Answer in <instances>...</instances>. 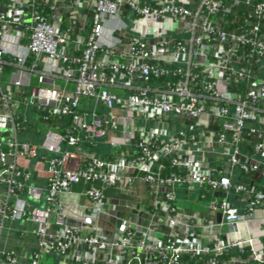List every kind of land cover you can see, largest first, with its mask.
I'll return each instance as SVG.
<instances>
[{
	"label": "built area",
	"instance_id": "built-area-1",
	"mask_svg": "<svg viewBox=\"0 0 264 264\" xmlns=\"http://www.w3.org/2000/svg\"><path fill=\"white\" fill-rule=\"evenodd\" d=\"M59 2H0V130L13 133L9 152L0 149V182L9 193L22 187L14 179L17 164L6 165L8 155L33 159L39 147L62 154L39 170L48 180V207L30 213L37 248L29 264H237L245 253L252 264H264L256 239L239 234L240 224L264 211V187L234 182V173L208 167L203 154L219 146L243 174H264V0H76L77 11L91 14L85 41L74 40V28L65 26L71 14L52 21L46 13ZM110 21L118 24L105 40ZM7 53L15 87L29 86L38 74L36 89L20 91L26 105L45 123L64 121L49 126L41 146L17 138L14 98L2 84ZM112 132L121 146L133 145L136 135L139 151L112 160L79 154L81 144ZM62 144L75 152H62ZM137 182L150 187L152 200L147 210L125 204L136 216L124 218L107 191L128 192ZM81 183L89 204L83 226H74L60 197ZM177 184L242 195L241 209L226 197L208 204L222 220L207 227L238 236L203 241L197 216L174 203ZM26 215L0 199L2 219ZM105 216L112 229L100 224ZM0 264L19 263L9 252Z\"/></svg>",
	"mask_w": 264,
	"mask_h": 264
},
{
	"label": "crops",
	"instance_id": "crops-1",
	"mask_svg": "<svg viewBox=\"0 0 264 264\" xmlns=\"http://www.w3.org/2000/svg\"><path fill=\"white\" fill-rule=\"evenodd\" d=\"M13 0H0L2 4H10ZM76 1V0H75ZM74 0H60L57 6V11L53 12L47 9V14L52 18V21L57 20L59 16L63 14H71L66 27L74 28L72 38L74 40H86L91 31V14L88 11V17L83 10L75 7ZM83 1V0H79ZM117 21H110L104 27V39L109 40L113 28L117 25ZM76 55L80 52L76 51ZM5 61L8 64L3 66V72L5 66L11 70V78L6 81L4 89L14 98L12 103V110L15 117L20 123V130L17 132V138L23 142H30L41 146L44 142L45 132L51 127L59 128L63 125L64 121L55 120L49 123H45L41 119V114L36 109L28 107L20 95V91L24 89L26 93H29V89L35 83L38 84V74L31 76L30 85L22 88H17L12 83V74L14 68L9 65L11 61L9 53L5 55ZM33 60L30 59L28 66L32 64ZM41 70V67H39ZM27 82V80H26ZM61 84V81H57ZM74 88V87H73ZM69 86V89L73 90ZM36 89V88H33ZM32 89V90H33ZM84 104H86L84 102ZM2 110V108H0ZM102 110V107H100ZM103 111V110H102ZM175 132V130L173 131ZM13 133L9 132V127L6 130H0V149L5 152H9V139L12 138ZM131 137V136H130ZM116 133H111L107 139L99 142L84 143L81 144L79 151L87 160L93 158H101L104 160H112L119 156L121 153L127 155H135L139 150L136 148V135L132 138L133 145H123V140H117ZM116 142L117 146L114 147L112 143ZM62 152H75V149L68 147L66 144L61 145ZM251 147L247 152L250 153ZM204 157L206 165L214 169H225L234 173V182H244L245 184H253L257 188L262 189L264 187V174H257L256 177H249L241 172L239 167H232L229 163V158L224 154L223 149L219 146L214 150L204 151ZM62 154H55L48 152L47 150L39 147L38 156L33 159L16 158L13 154L8 155L6 159V165L17 164V173L14 175V179L17 184L22 187L14 193L8 192V187L5 183L0 182V199L8 201L12 207H21L27 212V215L17 219H2L0 217V259H3L9 252H13L17 257L19 264H29L34 252L37 248L36 243V229L37 225L33 221L30 213L34 210L45 211L48 207L47 186L48 180L46 173L39 170H45L48 167V161L52 158L60 157ZM26 174L29 178H26ZM9 176V175H8ZM87 185L81 183L76 185L71 193L62 194L60 202L65 207L67 214L70 218V224L74 226H83V215L88 209V199L84 192ZM30 188H32L30 190ZM175 195L174 203L180 209L181 212L188 216H197L195 223L198 225L197 231L200 238L208 243H212L218 239L233 240L237 236L234 232H230L228 228L215 227L210 229L207 227L208 221H214L216 223L221 222L222 215L210 210L208 207L209 201L212 198L219 200L221 198H227L230 204L235 208H243L246 202L243 201L242 195L235 193L214 192L203 188L198 184H177L173 188ZM34 190V191H33ZM152 190L145 183L137 182L133 189L128 192H123L118 189L108 190V199L111 208L119 209V213L124 218H135V212H131L125 209V204H136L138 208L147 210L149 208L150 200H152ZM118 211V210H117ZM144 214V213H142ZM201 218V221H199ZM100 224L107 229H112V223L106 216L100 221ZM201 225V226H199ZM244 225V228H241ZM242 236L254 237L255 249L264 258V211L258 209L255 211V218L250 223H242L239 225ZM227 258H229L227 256ZM237 264H252V258L249 253L236 256Z\"/></svg>",
	"mask_w": 264,
	"mask_h": 264
},
{
	"label": "rangeland",
	"instance_id": "rangeland-1",
	"mask_svg": "<svg viewBox=\"0 0 264 264\" xmlns=\"http://www.w3.org/2000/svg\"><path fill=\"white\" fill-rule=\"evenodd\" d=\"M10 78H11V70L9 69V75H8V67L7 66H5V68H4V72H3V80H2V84L5 86V83H6V81L9 79V82H10ZM61 84H64V81L63 82H61ZM70 87H74V83L73 82H70V85H69ZM38 87V85L37 84H33L32 85V87L29 89V94H30V92H31V90L33 89V88H37ZM119 140V139H118ZM107 194H108V192H107ZM241 228H244V225H241Z\"/></svg>",
	"mask_w": 264,
	"mask_h": 264
}]
</instances>
